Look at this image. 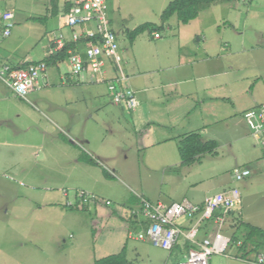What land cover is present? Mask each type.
Instances as JSON below:
<instances>
[{"label": "rangeland", "instance_id": "374dc122", "mask_svg": "<svg viewBox=\"0 0 264 264\" xmlns=\"http://www.w3.org/2000/svg\"><path fill=\"white\" fill-rule=\"evenodd\" d=\"M171 1L106 0L127 78L124 87L136 92V99L146 89L141 109L151 118L145 121L139 107L136 112L114 105L104 83L86 78L78 83L67 60L50 64L48 86L27 100L0 82V264H93L123 246L132 264H178L186 251L183 237L170 251L137 239L142 227L130 226L127 218L132 202L141 198L165 204L185 198L192 204L235 188L240 200L224 234L235 231L241 239L244 230L236 228L238 222L264 230L263 150L244 120L264 104V0L220 2L187 25L172 16L163 29L146 31L130 43L123 31L144 23L160 25ZM65 2L0 0V12L14 16L10 35L0 44V61L19 66L44 59L49 42L70 33L61 15ZM54 5L59 14L51 17ZM105 69L107 78H114L110 62ZM188 76L195 79L184 82ZM179 94L187 102H176ZM212 97L221 117L214 124L208 115ZM179 102L184 107L174 106ZM164 105L172 110L160 116L162 123L152 122ZM204 123L207 129H201ZM186 131L215 140V155L182 165L176 137ZM80 135L88 143H81ZM169 138L159 148L140 147ZM80 157L93 158L95 164H76ZM235 167H246L250 175L235 181ZM63 191L70 202L78 191L99 200L83 211L69 210ZM186 222L181 217L177 223ZM195 222L191 219L188 228ZM196 229L194 240L200 242L205 232L214 233L215 225L204 221ZM237 253L230 237L226 251L211 255L209 264H251Z\"/></svg>", "mask_w": 264, "mask_h": 264}, {"label": "built area", "instance_id": "2783aa9c", "mask_svg": "<svg viewBox=\"0 0 264 264\" xmlns=\"http://www.w3.org/2000/svg\"><path fill=\"white\" fill-rule=\"evenodd\" d=\"M67 3L68 10L61 15L70 33L68 36L62 33L56 35L51 41L49 54H57L67 44H73L75 50H68L66 58L71 74H87L91 82H105L113 104L133 111L138 102L133 91L124 87L127 78L120 66L117 34L109 23L106 0H67ZM13 17L11 11L0 12V44L11 33ZM59 26L62 27L60 24ZM154 37L158 38V35ZM106 61L110 62L115 73L112 79L107 78ZM0 82L16 96L27 100L29 94L48 86L47 66L42 60L19 66L1 64ZM245 119L250 136L258 141L264 150V104L247 112ZM249 175L250 171L245 167L232 169L235 181H243ZM63 196H68L66 191H63ZM96 199L93 194L78 191L75 193V200L67 202V205L84 206ZM239 200V192L235 188L207 196L201 204H191L185 200L165 204L141 198L139 206L131 210V215L138 214L141 219L147 221L137 239L147 240L155 247L170 251L181 236L193 247L184 253L182 261L178 264H209L211 255L223 254L226 251L230 237L222 230L228 213L233 211ZM105 204L110 205L108 201ZM181 217L187 220L186 224L177 223ZM193 218L196 222L192 228H188V223ZM204 221H211L215 225L214 233L196 242V226ZM240 243L237 242L236 246H240ZM251 256L254 259H250ZM243 260L251 264H264V253L251 254Z\"/></svg>", "mask_w": 264, "mask_h": 264}, {"label": "trees", "instance_id": "16d2710c", "mask_svg": "<svg viewBox=\"0 0 264 264\" xmlns=\"http://www.w3.org/2000/svg\"><path fill=\"white\" fill-rule=\"evenodd\" d=\"M231 1L233 0H172L165 7V9L160 15V25H156L152 23H144L131 31L124 30L123 33L131 43L132 41H134V39L137 36H139L140 34L146 31L152 32V31L163 29L164 24L172 16L176 17L179 24L187 25L191 21L195 20L202 11L209 8L210 6L220 3V2H231ZM68 7H69L68 3L65 2L62 11L63 12L67 11ZM58 14L59 12L57 11L54 5L52 10L50 11V16L55 17ZM29 20L33 22H44L46 18L31 17ZM109 23L111 25L110 19H109ZM68 50H75V46L69 43L66 45V47L62 51H60L57 54H49L44 59H42V61L46 64L47 67L50 64L60 63L63 60H66ZM24 65H26V63ZM13 66H18V65H13ZM256 108H258V106L255 107L254 109ZM217 147L218 145L216 141L214 140L205 141L202 139L200 133L191 132V133H187L180 137V139L178 140V144H177V152H178L181 164L190 166L192 164L199 163L200 159L205 155H212V156L215 155V151ZM79 159L81 161L87 162L92 165L95 164L93 158L86 159V158L80 157ZM262 159L264 160V150L262 153ZM65 198H66L65 208L69 210L83 211L87 209V206L89 205L87 204L84 206H78V204H76L75 206H69L67 205V202H69L68 196ZM98 200L99 199L97 198L96 200L92 201V203H95ZM139 204H140V200H138L137 206H139ZM131 209H136V208H131ZM229 216H234V212L231 211L228 213L226 220H225V224ZM127 219L130 222V226L138 225V226H141L142 229L146 227L147 221L141 219L138 216V214L130 215L129 218ZM236 228L237 229L242 228L244 230V233L241 239L236 238L235 233H234L235 231H233L230 235L231 240L235 241V243L239 241L241 242L240 246H238V253H237L239 254V259L243 260L251 254L264 253V230H262L261 228L254 227L250 225L249 223H240V222H238ZM204 235H207V233L205 232ZM183 245H184V250L186 249V251L189 248L193 247V245L187 241H185ZM93 264H132V263H130L126 259V246H123L122 249L118 253L106 256L104 258L96 259Z\"/></svg>", "mask_w": 264, "mask_h": 264}, {"label": "crops", "instance_id": "0c3cea01", "mask_svg": "<svg viewBox=\"0 0 264 264\" xmlns=\"http://www.w3.org/2000/svg\"><path fill=\"white\" fill-rule=\"evenodd\" d=\"M52 41V40H51ZM51 41L49 42V45H48V47H49V50H50V45H51ZM47 55H49V51H48V53H47ZM22 62V61H21ZM36 62V61H35ZM5 63V61L4 62H2V61H0V65L1 64H4ZM8 64V63H7ZM10 65H13V64H10ZM190 69L192 70V66L190 67ZM191 70H189V76H193L191 73H190V71ZM216 75H218V74H215V76ZM186 77L185 79H184V82H189V81H193L195 78L193 77L192 79H191V77ZM195 76V75H194ZM199 76V75H198ZM201 77L200 78H208L209 76L208 75H200ZM135 77L136 76H134V79H135ZM211 77V76H210ZM76 78H77V82L78 83H82L81 81H82V79H84V78H86V80H87V82L88 83H94V82H91V80L89 79V77H88V75L87 74H81V75H79V76H76ZM190 79V80H189ZM179 82H182V81H178V82H176V83H174V85H176V86H178V84H179ZM102 83H104L105 84V82H102ZM95 84H97V83H95ZM129 84V83H128ZM4 85V84H3ZM130 85V84H129ZM133 85H135V83L133 84ZM105 87H106V84H105ZM8 88V87H7ZM9 89V88H8ZM10 90V89H9ZM141 90H143V89H141ZM146 90V89H145ZM145 90H143V92H141V93H139V96H137V102H138V106H137V108L139 107V109H140V114H141V116H143L144 114H145V116H143V119H144V121H145V117H147V118H151L150 116H151V114H150V112H146V111H143L141 108H143V109H145L144 107H145V102H146V100H147V96L146 95H143L144 94V92H146ZM11 91V90H10ZM12 92V91H11ZM135 94H136V92H135ZM188 96H190V95H188ZM184 96L182 95V94H179V96H175L174 97V99H175V101L177 102L178 101V99L180 98V100H185V98H183ZM1 100L3 101V98H1ZM186 102H187V100H185ZM175 102V103H176ZM209 102H211L212 103V106L210 107V112L208 113V115H212L213 117H212V120H214V122L212 123V124H214L215 122L217 123L218 122V120L221 118V117H219V115L216 113V109H215V104L214 103H218V102H216V101H214V98L212 97V98H210L209 99ZM204 104V103H203ZM184 104H181L180 102L179 103H177L176 105H174V106H176V107H184L183 106ZM170 105H164V107H161L163 110H161V109H159L158 111V113H156V116H157V118H152L153 119V121L152 122H157V123H162L161 122V119H160V116H163V115H165L167 112H169L170 110H172V109H170V107H169ZM172 106V105H171ZM257 107V106H256ZM255 108V107H254ZM197 109V105L194 107V110H196ZM136 112L137 111H139L138 109H136L135 110ZM144 113V114H143ZM140 114L139 115H137V116H140ZM244 120H245V118H244ZM147 121L149 122V123H151L152 124V122H150L148 119H147ZM202 122V121H201ZM212 122V121H211ZM245 122H246V120H245ZM202 124V123H201ZM246 124V126H247V130H248V133L250 134V130H249V127H248V124H247V122L245 123ZM209 124H207L206 125V123H204L203 125H202V127H201V129H207V126H208ZM184 130V128H180L179 129V131L180 130ZM196 130H198V132H199V129H196ZM186 132H188V131H186ZM195 132H197V131H195ZM42 134H44L45 132H41ZM189 133V132H188ZM46 134V133H45ZM202 133L200 132V135H201ZM180 135L178 134V136L176 137L177 139L176 140H179L180 139ZM201 137H202V135H201ZM79 138H80V140H82L81 141V143H88V141L85 139L86 137H84L83 135H80L79 136ZM173 138H169V139H164V140H162V141H157V142H150V143H147V144H144V145H141L140 147H142L143 149H149V148H159V147H161V144H166L169 140H172ZM202 139L203 140H205V141H209V140H213V139H206L205 137H202ZM215 141V140H214ZM72 145H74V144H76V142H72L71 143ZM78 144V143H77ZM79 157V156H78ZM75 163L76 164H84V165H92V164H89V163H87V162H84V161H81L79 158L77 159V160H75ZM224 192V191H223ZM205 198V197H204ZM183 200H185V198L184 199H182L181 201H183ZM203 200L204 199H202V200H200V201H198V202H194V203H192V204H201L202 202H203ZM181 201H177V202H181ZM177 202H172V203H177ZM171 204V203H170ZM137 205H138V199L137 200H134L133 202H132V207L131 208H137ZM126 206V205H125ZM128 207V206H127ZM130 208V207H129ZM234 217L235 216H229L228 218H227V221H226V226H227V224H228V222L231 220V219H234ZM209 235V234H208ZM208 235H204V237H206V236H208ZM203 237V238H204Z\"/></svg>", "mask_w": 264, "mask_h": 264}]
</instances>
